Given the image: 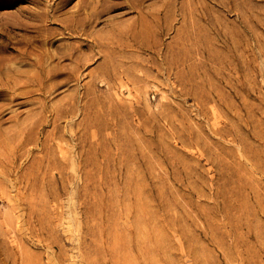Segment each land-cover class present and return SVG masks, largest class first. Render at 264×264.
Instances as JSON below:
<instances>
[{"label": "rangeland", "instance_id": "rangeland-1", "mask_svg": "<svg viewBox=\"0 0 264 264\" xmlns=\"http://www.w3.org/2000/svg\"><path fill=\"white\" fill-rule=\"evenodd\" d=\"M0 264H264V0H0Z\"/></svg>", "mask_w": 264, "mask_h": 264}]
</instances>
